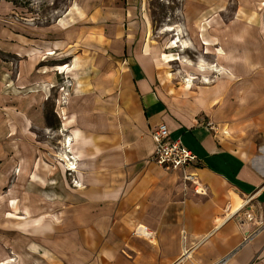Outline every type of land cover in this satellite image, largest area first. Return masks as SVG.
<instances>
[{"label": "crops", "instance_id": "crops-1", "mask_svg": "<svg viewBox=\"0 0 264 264\" xmlns=\"http://www.w3.org/2000/svg\"><path fill=\"white\" fill-rule=\"evenodd\" d=\"M215 30L202 50L213 45L218 64L243 69L222 66L212 85L195 77L190 89L172 79L185 71L165 68L143 0H72L26 38L11 32L0 141L11 169H23L11 190H26L27 214L38 215L27 225L30 263L17 264H264V53L245 45L264 43V23ZM225 41L242 43L239 57L227 59ZM159 123L196 163L152 160Z\"/></svg>", "mask_w": 264, "mask_h": 264}, {"label": "rangeland", "instance_id": "rangeland-1", "mask_svg": "<svg viewBox=\"0 0 264 264\" xmlns=\"http://www.w3.org/2000/svg\"><path fill=\"white\" fill-rule=\"evenodd\" d=\"M70 2L72 0H0V70L10 73L12 69L11 62L15 59L12 57L10 50L12 31L18 29L20 38H26L29 27L54 22ZM143 4L147 7L150 15L151 37L154 43H160L163 52L179 54L188 61L185 63H181L180 60L172 61L165 64V68L171 73L183 70L188 75L198 77V82L195 79L197 82L195 86L202 85L201 80H203L200 76L203 71L197 70V63L200 58L208 65H213L212 67L216 70L233 66L234 63L238 65L239 69H243V64L240 61L236 63L228 60L226 63L218 64L217 58L212 56V52L215 51L213 45L202 50L201 42L203 39H210L206 36L214 35L217 32L215 28H218L219 23L231 21H259L264 23V0H143ZM206 22L209 23V26L204 27ZM167 27L180 29L181 38L188 41L186 49L168 48L170 39L176 33V30L166 31ZM202 27L203 30H201ZM223 44L227 45L225 46L228 52L227 59L229 57H239L238 55L242 50L240 46H238L240 50L235 49L234 45H241L242 43L225 41ZM245 45L254 49L252 52L254 57L264 53V43L259 45L257 41L249 40ZM203 52L209 54L202 55ZM258 62L254 61L253 64L249 61L245 63V67L252 69V65L258 64ZM218 73L210 69L204 70L205 78H207V84L205 85H212L214 81L216 82L220 76ZM182 74L183 72H178L172 79L182 81ZM232 84L230 82L228 87L230 88ZM246 86L250 88L247 81ZM1 104L8 106L10 104L9 98L5 102L1 101ZM45 115L47 121L53 123L54 113L51 102H48L45 106ZM207 125L212 126L209 122H207ZM39 139H42V137L40 136ZM22 173V167L21 169L19 167L18 169H11L8 144L0 141V261L10 257L15 260L9 262L11 264H15L17 261L20 263V257L30 263L26 253V243L29 237L27 231L30 230L27 225L28 222L32 223L33 219L38 216L33 211L29 215L24 214L28 210L26 190H11L13 182L17 181V177ZM66 177H70V181H72L68 173ZM12 200L15 201L16 210L7 206ZM8 212L20 217L9 218L6 216Z\"/></svg>", "mask_w": 264, "mask_h": 264}, {"label": "built area", "instance_id": "built-area-1", "mask_svg": "<svg viewBox=\"0 0 264 264\" xmlns=\"http://www.w3.org/2000/svg\"><path fill=\"white\" fill-rule=\"evenodd\" d=\"M63 89V86L60 87ZM64 94L66 92H63ZM209 125V124H208ZM151 137L154 142L152 160L168 169H184L186 166L197 162L196 156L187 149L178 139H172L164 123H159L151 130ZM71 168V167H68ZM186 178L190 179V176ZM75 183L72 180V184ZM197 191V190H196ZM140 235L148 236L145 227H138L135 230Z\"/></svg>", "mask_w": 264, "mask_h": 264}, {"label": "bare ground", "instance_id": "bare-ground-1", "mask_svg": "<svg viewBox=\"0 0 264 264\" xmlns=\"http://www.w3.org/2000/svg\"><path fill=\"white\" fill-rule=\"evenodd\" d=\"M167 30H176V33H174L173 37L170 39V42H169L170 44L168 46L169 49L179 47L180 50H184L188 47V41L185 39H182L180 36V33H181L180 29H178V28L173 29V28L167 27L166 31ZM201 30H203V27L201 28ZM201 43H203L205 45H209L210 42L208 39H203V41ZM161 57H162V60L164 62H167V63L171 62V61H177V60H180L181 63L188 62L182 56H180L179 54L173 53V52H163ZM65 66L66 65H62V66H57L55 68L63 69ZM186 66H187V64H186ZM212 66L213 65H208L207 63H205L202 58L198 59L197 70L204 71L206 69H210L213 72L222 71V70H218V69L216 70ZM221 73H223V71ZM194 78L195 77H193L191 75H187L186 77H183V81H184L183 87L190 89V87L193 85L192 83H193ZM202 82L207 83V78H203ZM69 164L70 163L66 161V165L68 167H71V165H69ZM7 206H9L13 210H16V204H15L14 200L10 201L7 204ZM239 207H241V202L237 201L236 204L234 205L233 209H238ZM24 214L27 215V213H24ZM6 216L9 218H19L20 217L18 215L12 214L11 212H8V214ZM13 261H15L13 258L8 257L6 260L0 261V264H8L9 262H13Z\"/></svg>", "mask_w": 264, "mask_h": 264}]
</instances>
